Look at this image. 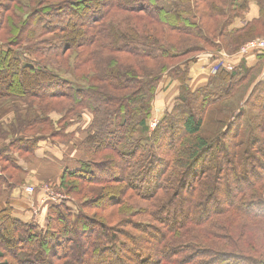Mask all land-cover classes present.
Wrapping results in <instances>:
<instances>
[{
  "label": "trees",
  "instance_id": "trees-1",
  "mask_svg": "<svg viewBox=\"0 0 264 264\" xmlns=\"http://www.w3.org/2000/svg\"><path fill=\"white\" fill-rule=\"evenodd\" d=\"M259 36L264 0H0V264H264V53L188 84ZM48 147L65 200L23 223Z\"/></svg>",
  "mask_w": 264,
  "mask_h": 264
},
{
  "label": "crops",
  "instance_id": "crops-1",
  "mask_svg": "<svg viewBox=\"0 0 264 264\" xmlns=\"http://www.w3.org/2000/svg\"><path fill=\"white\" fill-rule=\"evenodd\" d=\"M257 13V7L252 6L249 10V17L255 18ZM234 57L233 55L229 58H220V55L216 54V57L212 59L209 56L199 58L189 69L188 84L190 85L194 82H198L205 77L214 76L215 74L208 75L203 72V68L210 66V63L211 66H214V64L218 62V68L225 67L226 63H230L233 66L234 61H232V59ZM216 67L214 68L217 70L218 68ZM191 71L194 72V75H190ZM176 87V83L171 82V84H167V86L165 85L163 89L159 90L153 103L154 119H157L163 112L171 109L174 99L173 92H175ZM88 121L89 118L86 117V123H88ZM47 151L51 154V157H45L44 152L41 151L38 154V161H35L31 165H26L29 169V174L26 177L25 183L15 187L10 193L11 206L15 212V217L23 223H30L37 220L39 225L42 224L48 206L55 205V203H52L53 200L49 198L50 195H54L55 192V188L49 181L55 182L59 178L65 163V157L69 159L74 157L75 154V152H72L69 156L66 149L63 148L52 149L48 147ZM35 168H37V173L33 176L32 172ZM49 169H51V172ZM31 182L40 186H32L29 184ZM48 182L51 186L47 185L49 184ZM29 189H31V191Z\"/></svg>",
  "mask_w": 264,
  "mask_h": 264
},
{
  "label": "built area",
  "instance_id": "built-area-1",
  "mask_svg": "<svg viewBox=\"0 0 264 264\" xmlns=\"http://www.w3.org/2000/svg\"><path fill=\"white\" fill-rule=\"evenodd\" d=\"M258 53H264V38H256V39H252L250 41L245 42L239 48L238 52L234 56H240L244 59H250ZM218 54L220 55V58H229L233 56V55H227L226 53H223V52H219ZM217 65L219 66L218 62L215 63L214 66H211V63H210V66L203 68V72L207 73L208 75H214L217 72V70L214 67H216ZM218 66L216 68H218ZM224 68L226 70H232L233 66L230 63H226ZM261 79L264 80V62H263V67H262V72H261ZM153 122L155 125V121ZM58 195H59L58 198L60 199L59 201L62 202L65 200V197L63 195L61 194H58ZM50 196H53V195H50Z\"/></svg>",
  "mask_w": 264,
  "mask_h": 264
},
{
  "label": "rangeland",
  "instance_id": "rangeland-1",
  "mask_svg": "<svg viewBox=\"0 0 264 264\" xmlns=\"http://www.w3.org/2000/svg\"><path fill=\"white\" fill-rule=\"evenodd\" d=\"M257 38H264V36H259V37H257ZM254 39H256V38H254ZM252 40V39H251ZM248 41H250V40H248ZM262 64H263V60L262 59H260V63H259V65L257 64V69H259L260 70V68L262 67ZM191 74L190 75H194V72L193 71H191L190 72ZM72 75H71V73H69V74H66V75H64V77L63 78H66V79H71L72 80V77H71ZM165 76V75H164ZM167 76H171L170 74H167ZM166 85V80H163L162 81V85H160L159 84V88H161V89H163L164 88V86ZM236 101V99H234V101L233 100H231V102L229 103V105L230 104H232V103H234ZM227 106L228 105H226V106H224V108L226 107L227 108ZM9 113V112H8ZM6 114L1 120H0V122L2 121V123H3V126L2 127H7V124H8V120H10V118L11 117H7L9 114V116H11L12 115V113L10 112L9 114ZM6 118V119H5ZM52 118H54V119H56V116H52ZM153 121H155V125H154V122ZM153 121H149L148 122V124H150V126L149 127H151V129H154L155 128V126H156V122H157V119H154ZM23 159V158H22ZM261 161L263 162V159H261ZM51 169H49V171H50ZM51 172V171H50ZM36 173H37V168H35V170L32 172V174H33V176H35L36 175ZM32 176V177H33ZM30 185H32V186H40V185H36V184H33V182H31V183H29ZM43 184H45V183H43ZM47 185H50V184H47ZM51 186V185H50ZM49 186V187H50ZM30 191H31V189H29ZM55 191V190H54ZM58 193H60V192H57V191H55L54 192V195L53 196H50L49 198L51 199V200H53V202L52 203H55V205H57V204H60L61 203V201H59L60 199L58 198ZM60 194H62V193H60ZM60 203H59V202ZM251 228L253 227V224L252 223H250V225H249ZM252 230H249V232H251ZM3 233L4 234H6V230H4L3 229ZM8 250V249H7ZM14 251V249H12V248H10L9 249V252H13ZM10 253H8V251H7V255H9Z\"/></svg>",
  "mask_w": 264,
  "mask_h": 264
}]
</instances>
